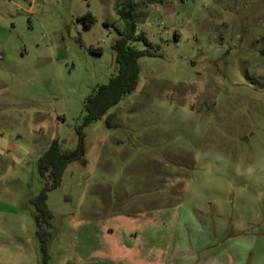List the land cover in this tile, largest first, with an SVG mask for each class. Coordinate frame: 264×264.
Listing matches in <instances>:
<instances>
[{
    "label": "rangeland",
    "instance_id": "rangeland-1",
    "mask_svg": "<svg viewBox=\"0 0 264 264\" xmlns=\"http://www.w3.org/2000/svg\"><path fill=\"white\" fill-rule=\"evenodd\" d=\"M122 1L0 0V264H264V0H131L158 56L46 194L45 263L38 160L117 74Z\"/></svg>",
    "mask_w": 264,
    "mask_h": 264
},
{
    "label": "trees",
    "instance_id": "trees-1",
    "mask_svg": "<svg viewBox=\"0 0 264 264\" xmlns=\"http://www.w3.org/2000/svg\"><path fill=\"white\" fill-rule=\"evenodd\" d=\"M135 9L136 4L131 0H123L121 7L116 8V12L124 24L122 32L119 33V37L112 44L118 71L106 85L97 87L85 99L83 125L77 129V149L71 152H61L58 143L54 142L38 160V173L45 180V185L43 191L33 202L36 206L35 224L37 226V236L44 253L45 263L47 259L46 241L48 233L45 232L44 227L50 228L52 220V214L45 205L46 194L61 184L62 175L66 167L71 162L82 158L84 149L83 127L100 119L109 109L116 106L125 95L135 90L140 71L137 63L139 59L158 56V54L151 51V44L142 36L136 39L144 42L147 47L146 50L138 51L129 46V43L135 38L136 23L138 21ZM80 19L87 20L84 24L85 27H90L93 24V18L90 14L84 15ZM82 162L84 163L83 160Z\"/></svg>",
    "mask_w": 264,
    "mask_h": 264
}]
</instances>
